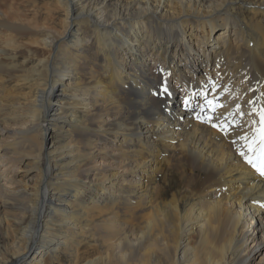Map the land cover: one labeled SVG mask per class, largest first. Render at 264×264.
Returning <instances> with one entry per match:
<instances>
[{
	"label": "bare ground",
	"instance_id": "1",
	"mask_svg": "<svg viewBox=\"0 0 264 264\" xmlns=\"http://www.w3.org/2000/svg\"><path fill=\"white\" fill-rule=\"evenodd\" d=\"M262 107L264 0H0V264H264Z\"/></svg>",
	"mask_w": 264,
	"mask_h": 264
},
{
	"label": "snow or ice",
	"instance_id": "2",
	"mask_svg": "<svg viewBox=\"0 0 264 264\" xmlns=\"http://www.w3.org/2000/svg\"><path fill=\"white\" fill-rule=\"evenodd\" d=\"M215 87V86H214ZM167 87L162 86V92L167 93ZM185 105L187 106L188 100L185 99ZM250 103H252L250 101ZM208 105L214 111L217 104L213 100L208 101ZM239 108V105H237ZM259 112V126L254 130L251 137L245 135L241 136L240 139L245 142L247 152L242 151L241 155L244 156L245 160L256 169L261 175H264V107L258 110ZM253 123H256L255 121ZM213 127L219 128L222 132L227 133L230 125L227 122L221 124H214Z\"/></svg>",
	"mask_w": 264,
	"mask_h": 264
},
{
	"label": "rangeland",
	"instance_id": "3",
	"mask_svg": "<svg viewBox=\"0 0 264 264\" xmlns=\"http://www.w3.org/2000/svg\"><path fill=\"white\" fill-rule=\"evenodd\" d=\"M58 92L59 91H57V94H58ZM50 95H53V93H52V91H51V93H50ZM167 97V96H166ZM165 97V98H166ZM168 100V99H167ZM167 100L165 101V102H167ZM172 101L173 100H170L169 101V105L170 106H172L171 104H172ZM63 120H57V122L60 124L61 122H62ZM3 138V137H2ZM12 165V163H10V165H9V168H10V170L12 171V169H16V167L15 166H11ZM38 166H41V163H38L37 164ZM2 169L1 170H3V168L4 167H2V166H0ZM9 169L8 170H6V169H4V174L6 173H8L9 175L11 174V171H10ZM36 169H35V167H31L30 169H29V171H28V173H31V176L33 175V173H34V171H35ZM10 171V172H9ZM51 244V241H49L48 242V245H50ZM263 254H264V245L261 247V250L258 252V254L253 258V263H256L262 256H263Z\"/></svg>",
	"mask_w": 264,
	"mask_h": 264
}]
</instances>
